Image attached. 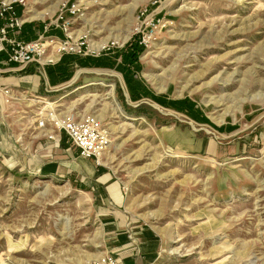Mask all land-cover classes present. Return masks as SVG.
Segmentation results:
<instances>
[{"label":"rangeland","instance_id":"obj_1","mask_svg":"<svg viewBox=\"0 0 264 264\" xmlns=\"http://www.w3.org/2000/svg\"><path fill=\"white\" fill-rule=\"evenodd\" d=\"M21 1L24 25H35L25 41L61 2L78 4L48 33L79 57L29 68L41 72L35 92L1 93L0 264L114 255L90 182L38 145L50 110L101 121L108 142L92 160L119 183L123 226L139 225L129 239L147 248V264H264V0ZM28 7L53 13L32 20ZM135 34L144 49L128 63L121 52ZM205 138L219 150H199Z\"/></svg>","mask_w":264,"mask_h":264},{"label":"built area","instance_id":"obj_2","mask_svg":"<svg viewBox=\"0 0 264 264\" xmlns=\"http://www.w3.org/2000/svg\"><path fill=\"white\" fill-rule=\"evenodd\" d=\"M19 4H22L21 0H0V53L5 55L6 61L24 68L29 64L53 65L63 55H76L67 48V42L62 41L58 35L48 32L58 28L60 26L58 21L66 14L74 15L79 12L78 4L69 5L67 1L61 2L57 8L58 16L55 21L49 23L42 21V31L37 38L27 41L20 38L25 20L20 18ZM139 43H142L141 38ZM47 122L50 128L46 127ZM37 127L45 129L42 135L53 140L57 147L61 146L62 141L59 131H63V137L69 140L70 146L78 151L79 156L95 159L97 163L108 142L106 129L99 118L93 115L57 118L53 111H48L47 115L37 121ZM88 264H118V260L111 254H103Z\"/></svg>","mask_w":264,"mask_h":264},{"label":"crops","instance_id":"obj_3","mask_svg":"<svg viewBox=\"0 0 264 264\" xmlns=\"http://www.w3.org/2000/svg\"><path fill=\"white\" fill-rule=\"evenodd\" d=\"M27 28L34 29L35 25H23L20 34L21 39L22 33ZM41 31L42 24H39L38 32ZM31 67H35V65L29 64L22 68L15 63H10L6 61L5 55L0 53V97L3 89H10V87L24 88L29 92H35L41 84L42 77L41 72L37 73L34 70L28 71ZM56 133L58 134L57 131ZM62 140L63 143L59 147L55 146L53 140L48 138H45L38 145L42 146L41 148H44L43 146L48 147L44 149L48 152L50 151V153H55V155H51L52 159L48 160L49 162H53V157L58 152L59 154L60 152L64 153L65 157L69 159V162L73 161L71 163L72 167L75 168L74 170H77L78 173H81L85 177L86 181L88 180L90 182L91 187L89 192L92 194L93 202L97 205V212L101 218L104 233L106 234V243L110 251L115 255L113 256L117 258L118 264H147L149 258L147 248L145 246L136 247L129 239V234L132 232L130 230L139 225H131L129 222L127 227L123 226V222L126 219L121 218L119 208L125 201V195L115 176L109 170L95 164L94 160L80 157L76 149H67L68 146L66 147L64 144L65 140ZM198 145L200 147L199 150L201 149L206 152H216L219 150V146L209 138L200 140ZM60 160L62 159L57 158L55 162L63 166ZM42 170L49 171L48 165L44 166ZM128 227L130 229H127ZM139 240L141 242V239Z\"/></svg>","mask_w":264,"mask_h":264},{"label":"trees","instance_id":"obj_4","mask_svg":"<svg viewBox=\"0 0 264 264\" xmlns=\"http://www.w3.org/2000/svg\"><path fill=\"white\" fill-rule=\"evenodd\" d=\"M18 11L20 13L21 7H19V10ZM140 38H141V35L140 34L133 35L132 36V39L124 47V50L121 52V58L123 60H125V62L130 63L131 61H129V60H131V59L132 60H135V58L139 54V52L144 49V45L142 43H139L140 42ZM65 56H69V55H63L61 58H64ZM70 56L79 57V56H76V55H70ZM80 58H87L89 60V62H86V61L81 62L83 65H87V64H90V65H100V64H102L99 61V58H102V56L95 57V58H92V59H90V57H80Z\"/></svg>","mask_w":264,"mask_h":264},{"label":"bare ground","instance_id":"obj_5","mask_svg":"<svg viewBox=\"0 0 264 264\" xmlns=\"http://www.w3.org/2000/svg\"><path fill=\"white\" fill-rule=\"evenodd\" d=\"M48 12V11H47ZM51 13H53V11H49V13H37V12H33L29 7L27 8V12H26V15H28V16H30L29 17V19L31 18H34V17H36V18H38L37 16H41V17H43V15H47V14H51ZM40 18V17H39ZM41 19V18H40ZM44 19H45V17H44ZM33 20V19H32ZM113 90V89H112ZM44 100V102L43 103H45L46 105L43 107V108H46L47 106L49 107V108H53V106H54V103L52 104V103H47V100L46 99H43ZM42 100V101H43ZM41 102V101H40ZM34 102H32V104H33ZM115 110L116 111H118V112H121V110H120V107H119V105L118 104H115ZM50 111H53V110H50ZM121 114V113H120Z\"/></svg>","mask_w":264,"mask_h":264}]
</instances>
